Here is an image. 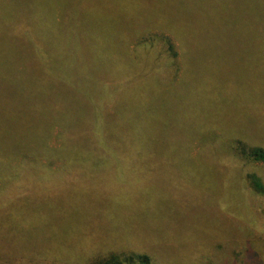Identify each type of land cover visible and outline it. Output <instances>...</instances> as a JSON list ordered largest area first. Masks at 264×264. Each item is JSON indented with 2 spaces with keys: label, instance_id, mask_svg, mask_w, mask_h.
Segmentation results:
<instances>
[{
  "label": "trees",
  "instance_id": "obj_1",
  "mask_svg": "<svg viewBox=\"0 0 264 264\" xmlns=\"http://www.w3.org/2000/svg\"><path fill=\"white\" fill-rule=\"evenodd\" d=\"M141 1L116 0V6L127 15L129 24L117 29L108 19L106 26H98L102 31L106 28L108 34L98 32V52L92 53L87 66L94 58H98L96 61L107 58L110 72L101 71L102 81L98 82L94 96L91 93L89 97L94 108L82 120L73 108L74 103L64 95L67 91L64 86L72 83L68 80V68L85 66L83 60L78 59L81 58L78 48L73 45L76 36L72 35H77V30L70 26L73 23L77 27L81 18L78 20V15L73 13L63 31L62 21H67L68 17L56 18L54 3L34 1L32 10L21 16L18 3L0 0V92L14 87L22 92L21 99L17 100L24 106L16 113L0 111V264H63L67 261L58 259L69 255L46 229H37L30 226L29 220H23L33 210L50 214L52 201L45 206L30 197L60 195L57 192L64 188L54 186L53 182H64L74 194H82L76 189L93 188L99 178L95 172L108 176L107 168H112L116 170L114 180L118 181L113 188L116 198H136L133 193L141 192V180L131 185L124 181L126 169L122 164L128 158L151 155L146 152L147 146L155 143L152 132L147 134L146 126L160 123L159 101L173 100L181 92L190 98H203L213 112L202 129L183 134L182 156H192L189 150L194 140L206 131L204 129L210 128L214 134L207 137L206 146L211 151H207L206 156H225L232 162L235 174L241 172L239 168L244 167L243 164L252 166L264 162V139L248 138L233 115L236 108L240 109V104L236 105L238 93L254 86L252 83L257 84L250 76L239 77L237 68L244 65L245 71L264 68V0H161L172 5L171 10L165 12L167 16L161 12L138 16L133 7L137 10ZM77 4L88 10L87 1L77 0ZM98 13L104 14L99 10ZM128 16H133L134 20ZM142 27L144 31L151 27L168 30L181 44L182 55L170 38L158 35L149 39L142 37L133 53L127 50L128 38L141 32ZM253 48L262 51L257 54V61H251V57L239 60L238 56H242L239 50L247 49V52ZM119 49L127 53L121 59L117 56L111 59L109 54ZM67 51L72 54L66 55ZM227 55L231 61H225ZM32 64L40 65L41 69L27 75L28 66ZM17 76L27 79L26 90H20L22 81ZM261 84L263 86L260 85L248 101L254 103L256 114L260 112L258 105L264 103V83ZM84 121H88L85 127L93 137L92 144L83 142ZM56 126H61L62 130L60 145L54 148L47 142ZM98 157L113 161L115 166L89 165L83 169L73 162ZM56 160H64V166L53 168ZM246 178L254 191L264 194L262 176L252 172ZM125 189L133 190L127 196ZM90 205L86 211L89 216L101 213L97 204L91 201ZM2 212L7 215H1ZM102 214L109 218L106 211ZM49 219L55 218L49 216ZM247 251V257H251L253 250ZM84 259L85 264L161 262L157 251L111 252Z\"/></svg>",
  "mask_w": 264,
  "mask_h": 264
},
{
  "label": "rangeland",
  "instance_id": "obj_2",
  "mask_svg": "<svg viewBox=\"0 0 264 264\" xmlns=\"http://www.w3.org/2000/svg\"><path fill=\"white\" fill-rule=\"evenodd\" d=\"M14 1L20 5L18 14L21 16L32 10L34 1L56 4V18L60 15L68 17L67 21H62L63 31L67 29V23L73 13L78 15V20L81 18L77 27L73 23L70 26L77 30V35H72L76 36V44L73 45L78 48L82 58L78 59L83 60L85 66L68 68V80L72 83L67 84L68 86L61 85L67 90L64 95L74 103V110L83 120L94 108V103L89 97L91 93L94 96L93 93L99 87L98 82L102 81L101 71L106 74L110 72V62L107 58L101 57L98 61V58H94L93 63L87 66L95 51L98 52V32L108 34L106 28L102 31L98 26H106L109 19L119 29L120 26L129 24L127 15L116 6V0H84L89 6L87 11L81 4H77V0ZM140 6H137V10L133 7L138 16H151L156 12L167 16L165 12L170 11L172 7L171 3L161 0H142ZM98 10L104 14H99ZM128 13L134 14L132 11ZM128 17L134 20L133 16ZM156 35L170 38L179 55H182L183 48L175 36L168 30L156 27L146 31L142 27L141 32L128 38L129 44L126 48L133 53L135 44L142 37L149 39ZM127 50H116L119 54L110 53L109 57L112 59L117 56L121 59ZM245 50L247 49L238 51V54L242 55L238 56L241 61L249 57L252 58L251 61H257V54L262 52L255 48L247 52ZM71 54L67 51L66 55ZM227 60L231 61L229 55L225 57V61ZM236 65L239 66L238 60ZM244 66L237 68V75L250 76V80L256 81L257 84L252 83L254 86L243 90L241 94L238 93L236 105L240 104V109L236 108L237 112L233 115H236L237 124L244 129L243 133L248 138L264 139V103L258 105L260 112L256 114L254 103L248 102L251 94H254L260 85L263 86L261 83H264V68L245 71ZM40 69V65L32 64L28 66L26 74ZM17 77L22 81L20 90H26L27 79ZM21 95L22 92H18L14 87L2 90L0 111L16 113L22 109L23 103L19 101ZM157 109L160 123L156 126H146L147 134L152 132L155 143L147 146L146 152L151 155L128 158L125 164H122L126 169L122 178L124 181L131 185L138 184L141 180V192L133 193L136 198H116L113 191L118 184L117 179L114 180L116 170L107 168L108 176L95 172V176L99 175V178L94 181L93 188L76 189L83 192L82 194H74L64 182H53L54 186L64 188L57 192L60 195H31L32 201L41 205L46 206L52 201L50 214H39L33 210L29 217L23 220H29L30 226L37 229H46L60 246L66 249L69 257L58 258L67 260L63 264H85V256H103L111 252L130 250L157 251L161 259L160 264H264V194L257 193L246 182V176L252 172H257L264 179V162L253 163L252 166L243 164L244 167L239 168L241 172L237 171L235 174L232 162L225 156H206L211 151L206 146L207 137L214 134L209 131L210 128L204 129L206 131L194 140L189 150L192 156H182L183 134H193L209 123L213 115L210 105L203 98H190L181 92L176 94L173 100L159 101ZM242 109L249 112L244 113ZM87 122L84 121L82 126H87ZM61 130V126L53 129L47 142L50 146L59 147ZM83 142L93 143V137L87 127L84 128ZM43 161L47 162V159ZM73 162L83 169L89 168V165L98 168L101 165L115 166L113 161L99 157ZM17 163L15 161L14 165ZM64 164V160H56L52 167L57 169ZM87 179L92 180L89 177ZM132 190L125 189L124 195L129 196ZM91 201L98 205V213L101 210L99 215L89 216L86 213ZM109 208L111 210H105ZM102 211L107 212L108 219L103 216ZM1 215L7 214L2 212ZM49 216L55 219L50 221ZM247 249L253 250L251 257H247Z\"/></svg>",
  "mask_w": 264,
  "mask_h": 264
}]
</instances>
